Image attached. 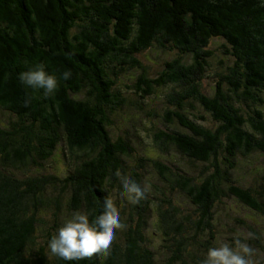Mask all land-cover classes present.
<instances>
[{
  "label": "trees",
  "instance_id": "obj_1",
  "mask_svg": "<svg viewBox=\"0 0 264 264\" xmlns=\"http://www.w3.org/2000/svg\"><path fill=\"white\" fill-rule=\"evenodd\" d=\"M214 41L230 65L220 62L206 75ZM149 49L174 55L155 78L140 59ZM37 65L56 75L52 94L18 80ZM64 71L71 73L67 80L60 78ZM131 71L139 72L141 100L164 92L166 125L153 135V147L205 165L201 175L172 169L159 156L135 155L126 135L112 136V119L124 102L117 84ZM207 77L212 95L202 91ZM196 104L215 128L197 123L204 117L191 114ZM263 105L264 0H0V112L10 117L0 121V264H73L57 257L50 263L47 256L55 231L46 228L43 214L51 204L58 211L59 193L69 195L68 212L86 214L90 223L110 199L123 225L105 253L76 264H199L217 244L213 213L224 200L264 215V180L254 189L233 177L239 158L259 154L264 161ZM58 148L66 175L39 174ZM131 158L137 167L126 164ZM145 166L156 170L166 192L144 188ZM121 178L142 190L136 203L121 192ZM175 195L194 207V219L174 203ZM152 210L169 253L161 263L146 235ZM244 227L252 234L248 247L260 248L257 230Z\"/></svg>",
  "mask_w": 264,
  "mask_h": 264
},
{
  "label": "rangeland",
  "instance_id": "obj_2",
  "mask_svg": "<svg viewBox=\"0 0 264 264\" xmlns=\"http://www.w3.org/2000/svg\"><path fill=\"white\" fill-rule=\"evenodd\" d=\"M219 43V41H214L210 46V49L213 50L214 57L209 61L210 70L206 71V75H211L213 71H216L220 62L224 61L230 65V61L225 60L226 57L222 54V50L219 49ZM173 57L174 55L172 53H163L157 49H149L141 54L140 59L143 66L148 71V78H155L163 70L165 63L170 62ZM191 62L192 59H190L189 56L183 58L182 61L183 64L187 65ZM138 75V71H131L127 75L119 78L117 87L122 93L124 102L123 108L112 119V136L116 138L117 136L125 137L126 135L129 142L135 149H137L135 155L139 154L142 156L141 152H143L150 158L159 156L161 163L169 166L165 160L169 161L172 165V169H183L184 171L191 173L194 177H196V175H201V172L205 170V165L190 163L172 149L165 153L160 152L153 147V137L158 136L160 131L165 130V126H163L165 123L162 121L163 119L166 120V115L162 113V110L166 105L164 92L162 90H158L152 97H143L141 100L137 84ZM213 84L214 82L211 77L203 79L201 83L202 91L207 95H212ZM236 106L242 105L236 104ZM241 109L245 113L248 112V109L244 106H242ZM259 109L263 111L264 114V105ZM191 114L201 115L204 117V121L196 120L197 123L202 126L215 128L216 123L211 120L209 114L198 104H196L195 112H191ZM9 118L10 117L7 113L0 112V121L5 123ZM167 125L170 127H176L180 131L188 132L177 123ZM126 162V164L131 168H135L139 165L134 158L127 159ZM70 164L73 165L72 163ZM66 165L67 162L65 158L62 157L61 151L58 148L53 152L49 160L45 162L44 169H42L39 174L55 175L56 177L61 178L66 175ZM141 174L144 180V188L149 192V194H156L157 190L166 192L167 188L158 178L155 169L145 166L144 169L141 170ZM233 177L240 185L257 189L260 184H263L264 180V161L262 155L254 154L245 159L239 158L238 164L233 171ZM263 192L264 190L262 191L261 196L264 201ZM56 194L58 193L56 192L54 196H57ZM58 195L59 197H62V201L59 203L60 208L58 211H55L54 205L51 204V207H48L43 214L44 221H47L46 228L50 230L51 233L56 231L65 219L70 218L72 215L71 213H73L68 212L65 207L69 195L60 193ZM112 200L118 203L121 199L120 197L114 196L112 197ZM173 201L183 214L192 216L194 213V207L186 201V198L175 195L173 197ZM119 207H122V204L119 203ZM53 212H56L55 216L57 214L59 215L58 221L52 218ZM151 213L152 216L150 219H147L148 228L146 229V235L149 240V247L153 252H155L156 263H161L165 257L169 256V253L165 249L166 246L162 241L161 234L156 231L157 217L153 210ZM213 216V219L217 221L216 231L218 235H215L216 237L214 236V242H217L216 246H219L221 243H228L230 247L235 248V241L239 240L246 243L250 240L252 234L246 227H244V224L252 227L253 230H257L259 233L258 245L260 248H250L252 250L251 255L247 258L250 259L251 264H264V215L250 210L243 204L237 203L233 198H231L224 200V204L215 209ZM192 218L194 219L193 216ZM47 256L49 262L51 263L54 256L50 255V253H48Z\"/></svg>",
  "mask_w": 264,
  "mask_h": 264
},
{
  "label": "clouds",
  "instance_id": "obj_3",
  "mask_svg": "<svg viewBox=\"0 0 264 264\" xmlns=\"http://www.w3.org/2000/svg\"><path fill=\"white\" fill-rule=\"evenodd\" d=\"M71 73L64 71L60 78L67 80ZM22 86L43 89L44 95L54 92L57 87L55 74H48L42 65H37L27 71L18 73ZM25 106L28 100L24 101ZM120 190L130 203H136L143 196L140 187L132 180L121 178ZM123 227L119 212L113 207L110 199L103 202V211L91 223L86 214L73 213L65 219L55 233L47 240V250L50 255L73 264L105 253L114 238V230ZM251 249L246 243L235 241V248L228 243L211 246L207 249L199 264H251L249 257Z\"/></svg>",
  "mask_w": 264,
  "mask_h": 264
}]
</instances>
